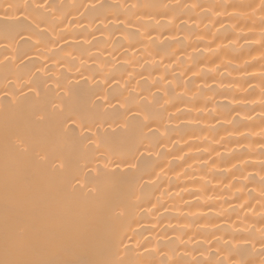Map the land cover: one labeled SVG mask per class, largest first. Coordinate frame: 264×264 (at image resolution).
Segmentation results:
<instances>
[{
	"label": "bare ground",
	"instance_id": "1",
	"mask_svg": "<svg viewBox=\"0 0 264 264\" xmlns=\"http://www.w3.org/2000/svg\"><path fill=\"white\" fill-rule=\"evenodd\" d=\"M0 260L264 264V0H0Z\"/></svg>",
	"mask_w": 264,
	"mask_h": 264
},
{
	"label": "snow or ice",
	"instance_id": "2",
	"mask_svg": "<svg viewBox=\"0 0 264 264\" xmlns=\"http://www.w3.org/2000/svg\"><path fill=\"white\" fill-rule=\"evenodd\" d=\"M38 119L43 120L44 117L40 116ZM66 119L71 120V116L67 117ZM75 123V121H73ZM21 136V133L19 131H11L6 128L5 130V137L6 140L9 143H13L14 138L16 140H19ZM20 155L24 156L29 153V148L27 146L21 148L20 150ZM36 156H39V153L35 154ZM40 159H44L43 157H40ZM61 168H63V164L61 165ZM117 168H119V165H117ZM100 179L103 183H118L122 179V175L118 174L116 170H112L109 172H105L100 176ZM75 187V186H73ZM16 246L19 249H22L25 247V242L22 238H18L16 241ZM0 264H43L41 261H29V260H12V261H7V260H0Z\"/></svg>",
	"mask_w": 264,
	"mask_h": 264
}]
</instances>
